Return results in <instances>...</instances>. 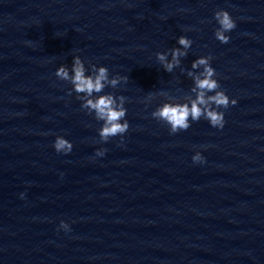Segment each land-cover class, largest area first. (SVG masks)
<instances>
[{
  "label": "water",
  "instance_id": "1",
  "mask_svg": "<svg viewBox=\"0 0 264 264\" xmlns=\"http://www.w3.org/2000/svg\"><path fill=\"white\" fill-rule=\"evenodd\" d=\"M201 21L179 0H0V264H264V72ZM180 34L182 66L210 53L237 99L222 128L150 116L191 83L154 56ZM77 49L128 77L105 89L127 98L122 141L53 74Z\"/></svg>",
  "mask_w": 264,
  "mask_h": 264
},
{
  "label": "clouds",
  "instance_id": "2",
  "mask_svg": "<svg viewBox=\"0 0 264 264\" xmlns=\"http://www.w3.org/2000/svg\"><path fill=\"white\" fill-rule=\"evenodd\" d=\"M215 21L213 36L220 43L229 41V33L236 26V19L225 8H217L212 13ZM206 21H201L204 23ZM193 44L191 37L184 34L175 37V44L163 51L154 53L155 60L166 72H172L174 68L190 79L187 92L183 99H165L153 107L150 116L167 126L169 134L186 130L194 121L203 119L215 128H222L225 124L224 111L230 104L235 105L237 99L230 97L220 86L218 73L212 66V55H196L190 66H182V58L188 55L190 46ZM76 52L72 54L70 64L60 63L54 69V76L70 85L66 89L68 94H75L80 101V108L90 113L94 120L99 122L96 133L100 141H108L110 137L118 136L124 139V133L129 128L126 118V97L122 94H114L105 91L106 88H115L118 83L128 79L127 76L118 73H109V68L104 64L93 63L87 58H81ZM166 90L148 92L144 98L147 105L156 94L163 95ZM52 147L56 152L68 153L71 151L72 142L65 135L55 134ZM105 149L97 147V156H103ZM193 163H204L205 157L200 150H195L191 155ZM21 197L24 192L19 193ZM59 229L69 231V223L61 219Z\"/></svg>",
  "mask_w": 264,
  "mask_h": 264
}]
</instances>
